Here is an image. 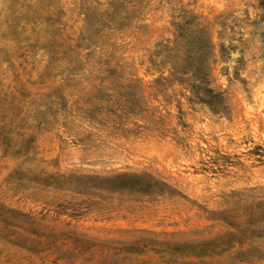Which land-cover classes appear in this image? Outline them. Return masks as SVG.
Masks as SVG:
<instances>
[{"label":"rangeland","instance_id":"obj_1","mask_svg":"<svg viewBox=\"0 0 264 264\" xmlns=\"http://www.w3.org/2000/svg\"><path fill=\"white\" fill-rule=\"evenodd\" d=\"M118 1L124 21L95 35L83 9L112 0H0V264H264L180 253L227 230L214 212L231 192L264 191V0ZM180 8L225 46L221 112L177 85L154 94L155 44ZM83 34L94 45L62 49ZM120 174L166 186L107 180Z\"/></svg>","mask_w":264,"mask_h":264},{"label":"trees","instance_id":"obj_2","mask_svg":"<svg viewBox=\"0 0 264 264\" xmlns=\"http://www.w3.org/2000/svg\"><path fill=\"white\" fill-rule=\"evenodd\" d=\"M119 2L112 0V10L83 9L86 20H90V25L93 26L92 32H88L98 35L105 27L120 25L124 16ZM171 24L172 38L157 42L154 48V71L158 73L154 78V94L162 93L171 98L166 90L177 85L181 92L189 93V100L201 102L213 112L225 110L224 93L211 86V67L216 54L220 52L222 55L226 50L222 43L217 44L214 41L212 22L190 10L180 8L173 16ZM92 37L93 35L86 37L83 34L76 40L73 39L75 45L72 44L73 41H66L61 47L65 52L74 54L78 49L94 45L95 39ZM74 70L75 68H70L69 71ZM128 86L142 88L143 83L135 79L126 85ZM123 99L126 100L123 102L125 105L130 103L127 102L128 98H119ZM155 114L154 111V118ZM114 179H119L121 187L133 189L141 186H166L149 175L120 174L107 178ZM225 203L226 207L214 212V215L225 224L227 230L212 240L182 243L184 247H181L182 250L180 248V253L197 257L233 253L234 258L240 262L264 261V191L258 192L255 187L234 191L228 195ZM1 235L13 244L27 249L40 243L38 238L31 240L26 235L17 238L10 236V232Z\"/></svg>","mask_w":264,"mask_h":264}]
</instances>
